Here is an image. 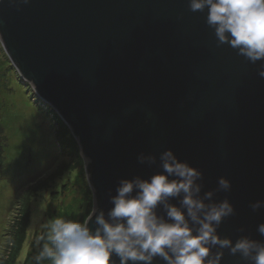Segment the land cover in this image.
Returning a JSON list of instances; mask_svg holds the SVG:
<instances>
[{
    "label": "water",
    "instance_id": "obj_1",
    "mask_svg": "<svg viewBox=\"0 0 264 264\" xmlns=\"http://www.w3.org/2000/svg\"><path fill=\"white\" fill-rule=\"evenodd\" d=\"M206 15L187 0H0V46L75 140L92 208L107 212L121 179L160 173L171 150L202 173L201 194L230 181L214 197L235 209L222 237L264 240V209L249 207L264 200L261 62L217 47ZM222 264L243 262L225 250Z\"/></svg>",
    "mask_w": 264,
    "mask_h": 264
},
{
    "label": "clouds",
    "instance_id": "obj_2",
    "mask_svg": "<svg viewBox=\"0 0 264 264\" xmlns=\"http://www.w3.org/2000/svg\"><path fill=\"white\" fill-rule=\"evenodd\" d=\"M187 5L191 12L207 11L205 23L217 47L227 45L249 63L261 62L257 74L264 79V0H187ZM137 160L156 163V157L143 153ZM159 167L162 171L148 179H121L107 212L94 206L83 222L48 219L38 237L44 241L38 259L52 264H222L226 250L243 264H264V240L218 232L235 215L227 198L214 199L216 192L230 191L229 180L221 177L215 190L201 194L202 173L171 150L160 154ZM249 207L264 209V200ZM256 231L264 237V223Z\"/></svg>",
    "mask_w": 264,
    "mask_h": 264
},
{
    "label": "rangeland",
    "instance_id": "obj_3",
    "mask_svg": "<svg viewBox=\"0 0 264 264\" xmlns=\"http://www.w3.org/2000/svg\"><path fill=\"white\" fill-rule=\"evenodd\" d=\"M58 120L62 123L21 80L0 46V264L16 251L21 223L25 226L12 264H22L40 243L42 225L56 214L66 217L83 194L84 170L62 147L70 133Z\"/></svg>",
    "mask_w": 264,
    "mask_h": 264
},
{
    "label": "trees",
    "instance_id": "obj_4",
    "mask_svg": "<svg viewBox=\"0 0 264 264\" xmlns=\"http://www.w3.org/2000/svg\"><path fill=\"white\" fill-rule=\"evenodd\" d=\"M58 123H60V125H62V123L59 120H58ZM64 127L65 126H63V128ZM67 134H69V133H67ZM66 138H67V141H68L67 143H65ZM71 138L72 137H70V135H69V137L67 135V137H65V139H63L64 144H63L62 147H64V145H65L64 148L69 151V154H70L69 156L71 158L74 157L73 159H75V162H76L75 165L78 166L79 170L81 169V173H82L83 172L82 171L83 170V168H82L83 162H82V159L80 158V156L78 154L76 143L73 140V138L72 139ZM65 151L66 150H64V152ZM82 187H84V188L83 189L81 188L80 192L83 193L82 194L83 196L81 195L80 201L74 206V210L70 211V213H66V215H67L66 217H65V214L63 215V213L60 214V215L56 214V217H61V218H64V219H71V220H78V221H81V222L86 220L90 210L92 209V195H91L90 189H89L88 185L86 184V182H83V186ZM25 210L26 209L23 210L24 213H25ZM21 220H22V217H21ZM23 220H24V222H27L26 215L23 218ZM24 226H25V223H21L19 229H17V233L20 235V238L16 239V241H17V243L15 244L16 251L11 254V257H9L7 264H12L13 257L15 255V253L18 254L17 250L19 249V246H20V243H21L22 233H23V230H24L23 227ZM43 244H44V241H40V243L37 244L36 249L34 248L32 250H29V252H27L26 257H25V259H24L22 264H52V261L49 260V259H38V257L40 256V253L42 251Z\"/></svg>",
    "mask_w": 264,
    "mask_h": 264
}]
</instances>
